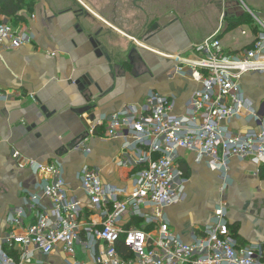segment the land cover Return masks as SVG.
Segmentation results:
<instances>
[{
	"label": "crops",
	"instance_id": "0c3cea01",
	"mask_svg": "<svg viewBox=\"0 0 264 264\" xmlns=\"http://www.w3.org/2000/svg\"><path fill=\"white\" fill-rule=\"evenodd\" d=\"M205 1L219 2L222 10L216 7V26L203 39L193 41L181 18L186 15L170 12V21L159 23L145 48L132 53V64L123 67L117 58H124L133 48L128 36L109 25L103 31V21L69 1L58 5L35 0L22 23L32 36L31 44L11 49L8 43H0V95H8L6 101L0 100V238L7 230L8 215L16 209L27 211L28 195L39 193L43 185L38 174L19 167L20 161L12 158L14 151L26 160L58 162L72 195L83 205L87 200L78 189V176L85 167L99 170L105 184L125 185L127 176L116 166L123 140L102 139V118L142 103L152 91L174 99L177 116L185 113L197 85L187 76L170 73L174 62L169 56L211 37L221 14L227 17L239 9L230 1ZM161 19L156 15L154 20ZM4 21L0 16V23ZM225 36H220L222 47L231 50L224 43ZM91 37L109 61L96 55ZM251 42L252 37L237 50ZM241 86L263 114L264 73L245 76ZM239 125L246 128L247 123ZM177 162L188 169V175L181 170L186 179L182 202L162 214L171 232L190 242L212 223L213 211L223 206L237 246L258 247L264 257V169L250 159H233L222 171L185 151L178 152ZM37 259L44 264H66L60 250ZM80 259L93 264L89 255Z\"/></svg>",
	"mask_w": 264,
	"mask_h": 264
},
{
	"label": "built area",
	"instance_id": "2783aa9c",
	"mask_svg": "<svg viewBox=\"0 0 264 264\" xmlns=\"http://www.w3.org/2000/svg\"><path fill=\"white\" fill-rule=\"evenodd\" d=\"M239 7L261 28L256 35L249 30L247 47H222L223 22L208 39L169 56L174 62L170 73L197 85L183 115L174 113V99L152 91L142 103L102 118V139L123 140L116 163L127 176L122 188L105 184L99 170L85 167L78 176V189L87 200L83 205L72 195L58 162L42 164L12 153L19 167L38 174L43 185L28 195L27 211L8 215L0 264H44L37 258L57 250L66 264H86L80 259L84 255L93 264H264L258 247L237 246L223 206L190 242L172 233L162 215L184 198L179 151L207 159L222 171L233 159H250L264 169V113L241 86L245 76L264 73V22L242 2ZM241 35L247 31L241 29ZM32 41L24 24L0 23V43L20 49Z\"/></svg>",
	"mask_w": 264,
	"mask_h": 264
},
{
	"label": "rangeland",
	"instance_id": "374dc122",
	"mask_svg": "<svg viewBox=\"0 0 264 264\" xmlns=\"http://www.w3.org/2000/svg\"><path fill=\"white\" fill-rule=\"evenodd\" d=\"M60 5L61 1L68 4H75L88 16L98 18L102 22V30L106 31V26L121 31L133 41V48L140 50L145 48V38L153 34L154 29L168 23L167 17L170 12L177 17H181L183 24L192 40L200 41L203 39L211 28L216 26V7L222 10L219 2L205 0H51ZM223 3L230 1L239 9L233 13L219 17L220 23H225V18L238 17L242 12L239 2H242L258 19L264 22V0H220ZM232 3V4H233ZM86 5V6H85ZM179 6V9L176 7ZM89 8V9H88ZM88 9V10H87ZM92 11V12H91ZM180 13L181 15H179ZM243 13V12H242ZM244 14V13H243ZM156 15H161V22L155 21ZM247 15V14H246ZM224 20V21H223ZM156 22V23H155ZM22 24V23H21ZM158 24V25H157ZM19 25V24H18ZM104 27V28H103ZM259 27V26H258ZM241 29L247 31L246 36L241 35ZM248 26H241L236 30L226 33L224 38L225 44L230 45L231 51L240 49L247 41L250 40ZM261 28H258V32Z\"/></svg>",
	"mask_w": 264,
	"mask_h": 264
},
{
	"label": "trees",
	"instance_id": "16d2710c",
	"mask_svg": "<svg viewBox=\"0 0 264 264\" xmlns=\"http://www.w3.org/2000/svg\"><path fill=\"white\" fill-rule=\"evenodd\" d=\"M34 5L35 0H0V16L5 17L6 21L4 22H10L12 25L17 26L18 24L24 23L27 20L28 14L33 11ZM241 26H248L254 35L258 33V25L250 16L243 13H240L238 17L228 19L225 18L223 33L226 34L230 31L236 30ZM179 168L186 176L188 175L187 168L182 165H180ZM118 247L122 253L125 252L121 243L118 245Z\"/></svg>",
	"mask_w": 264,
	"mask_h": 264
},
{
	"label": "flooded vegetation",
	"instance_id": "af4514ba",
	"mask_svg": "<svg viewBox=\"0 0 264 264\" xmlns=\"http://www.w3.org/2000/svg\"><path fill=\"white\" fill-rule=\"evenodd\" d=\"M150 39V38H149ZM145 40H147V38H145ZM100 50L102 51V48L100 46ZM136 52L135 48H131L129 53L124 54V58H117V63L123 67H127L130 66L132 64V53Z\"/></svg>",
	"mask_w": 264,
	"mask_h": 264
},
{
	"label": "water",
	"instance_id": "95a60500",
	"mask_svg": "<svg viewBox=\"0 0 264 264\" xmlns=\"http://www.w3.org/2000/svg\"><path fill=\"white\" fill-rule=\"evenodd\" d=\"M90 42H91L93 48L95 49L96 55L103 56L108 61L110 60L109 57H108V55L105 54L103 51L100 50L99 44L92 37L90 38Z\"/></svg>",
	"mask_w": 264,
	"mask_h": 264
},
{
	"label": "bare ground",
	"instance_id": "6f19581e",
	"mask_svg": "<svg viewBox=\"0 0 264 264\" xmlns=\"http://www.w3.org/2000/svg\"><path fill=\"white\" fill-rule=\"evenodd\" d=\"M77 1H80V0H77ZM85 6H86V5H85ZM88 9H89V8H88ZM88 9H87V10H88ZM91 12H92V11H91ZM101 20H102V19H101ZM103 23H104V22H103ZM118 32H119V33H121V34H123V33H122V32H120V31H118Z\"/></svg>",
	"mask_w": 264,
	"mask_h": 264
}]
</instances>
